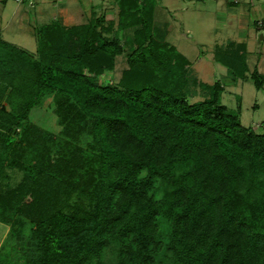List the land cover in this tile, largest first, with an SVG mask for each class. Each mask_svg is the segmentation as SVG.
<instances>
[{"label": "trees", "instance_id": "1", "mask_svg": "<svg viewBox=\"0 0 264 264\" xmlns=\"http://www.w3.org/2000/svg\"><path fill=\"white\" fill-rule=\"evenodd\" d=\"M158 1L114 0L119 22L102 14L86 24L44 25L38 58L0 37L7 62L18 60L39 78L37 88L14 82L8 98L12 135L21 137L20 127L28 132L23 155L31 164L20 193L30 199L10 233L21 256L12 262L0 253V264H91L114 242L116 264H157L161 253L169 264H264V121L262 131L245 126L242 104L232 110L223 103L219 79L200 81L209 95L189 100L196 94L189 88L192 62L156 22ZM125 34L128 68L118 83L98 82L91 72L115 69ZM228 47L215 60L236 83L248 77L247 49L243 42ZM251 78L264 90V73L254 69ZM54 90L63 94L57 111L70 123L65 131L91 127L95 166L87 177L76 160L72 169L44 162L42 145L52 134L27 127L31 109ZM156 178L165 182L160 197ZM73 190L78 203L65 210ZM160 217L171 227L166 248Z\"/></svg>", "mask_w": 264, "mask_h": 264}, {"label": "rangeland", "instance_id": "2", "mask_svg": "<svg viewBox=\"0 0 264 264\" xmlns=\"http://www.w3.org/2000/svg\"><path fill=\"white\" fill-rule=\"evenodd\" d=\"M89 1L34 0L33 4H30L27 0L21 2L0 0V37L25 48L30 54H34L35 58H38L36 36L38 28H43L44 25L56 20L64 25L86 24L91 17L102 14L107 18H115L119 22L114 2L91 0L95 5H93L94 10L89 11ZM240 1L241 3L229 5L227 0H159L155 20L160 26L168 29V41L192 62V70H189L191 73L189 88L196 94L189 95V100L192 102L209 95V88L200 86V81L212 84L219 79L225 85L222 95L223 103L230 109L237 110L240 102L242 123L257 131H262L264 90H258L255 87L251 73L254 69L264 73V38L262 37L264 35V10L261 9V3L264 0H253L252 4H244L246 0ZM238 10L247 17L244 24L247 22L249 24L243 27L240 25L242 19ZM239 31H244L246 37L239 36ZM126 36L127 34L121 40L124 52L116 57L115 69L104 70L101 73L91 72L98 82L118 83L122 78L124 70L128 68V54L132 51L131 45L125 42ZM232 41L245 43L249 65L248 77L239 79L236 83L231 79L228 68L215 60L217 51H225ZM8 60L9 55L0 53V112L5 115V117L0 116V253H9V258L15 262L16 257L21 256L22 249L17 245L15 235L10 237V233L16 227V222L24 217L26 202L30 199V196L21 195L20 188L26 180L25 166L31 164L29 162L31 160H26L23 155L24 138L27 137L28 132L20 127L18 130L22 133L21 137H14L10 130L11 125L8 119L11 117L6 118V114H13L14 109L9 105L8 98L14 91V82L15 85L18 84L21 87L37 88L39 78L33 71L34 69H28L23 64L20 67L21 62L19 63L18 60L10 59L7 62ZM193 78H196V84L193 83ZM62 95L56 90L44 92L41 101L29 113L27 120L29 126L27 127L32 129L38 126L52 134V137L42 145L47 153L44 162L50 160L53 165H59L60 168L72 169L76 165L74 164L76 160L78 164L76 167L79 171H86L85 177H87L95 166L90 159V155L95 151L90 145L93 142V133L91 127H87L89 128L87 131H82L78 135H69V132L65 131L70 123L65 120L61 109L60 112L57 111L58 104L64 101ZM1 105L7 109L4 113ZM73 152H78L75 157H73ZM164 184L161 178L155 179L153 189L156 197L162 195ZM78 194L79 190L66 194L67 199L63 200L65 210H72L76 207ZM81 196L82 199H86L83 194ZM157 223V233L164 245L168 240L171 227L162 217ZM28 234L29 225L27 224L26 238ZM163 247L166 248V245ZM119 251V245L114 242L106 248L100 262L94 260L91 264H116L120 261ZM160 256L163 258L159 263L156 262L157 264L170 263L163 253Z\"/></svg>", "mask_w": 264, "mask_h": 264}, {"label": "crops", "instance_id": "3", "mask_svg": "<svg viewBox=\"0 0 264 264\" xmlns=\"http://www.w3.org/2000/svg\"><path fill=\"white\" fill-rule=\"evenodd\" d=\"M249 2H247V0L244 2V4L246 3V4H248V3H250V4H252L254 1L253 0H248ZM114 2V0H110V3H113ZM227 3H229V5L231 4V3H241V1L240 0H233V2H232V0H227ZM114 4V3H113ZM264 2L263 3H261V9H263L264 10ZM93 5H95L94 4V2L92 1L91 2V0L89 1V11H92L94 8H93ZM244 9H246V7H243ZM220 12H224V11H220ZM237 12H239V13H241L240 14V18L242 19V23H240V25L243 27V26H245L246 24H249L248 22L247 23H245L244 24V20L245 21H247L246 19H247V17L241 12V11H237ZM238 13V14H239ZM255 20V19H254ZM263 26H264V24H263ZM262 31V30H261ZM247 35H248V33H247ZM239 36H241L242 38L243 37H246V33L244 32V31H239ZM262 37L264 38V35H262ZM241 41H243V40H241Z\"/></svg>", "mask_w": 264, "mask_h": 264}, {"label": "built area", "instance_id": "4", "mask_svg": "<svg viewBox=\"0 0 264 264\" xmlns=\"http://www.w3.org/2000/svg\"><path fill=\"white\" fill-rule=\"evenodd\" d=\"M18 2H21V1H23V0H17ZM28 1V3H30V4H33V2H34V0H27Z\"/></svg>", "mask_w": 264, "mask_h": 264}]
</instances>
